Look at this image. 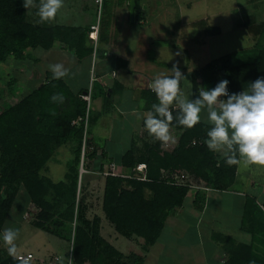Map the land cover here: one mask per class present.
I'll use <instances>...</instances> for the list:
<instances>
[{
	"label": "trees",
	"instance_id": "trees-1",
	"mask_svg": "<svg viewBox=\"0 0 264 264\" xmlns=\"http://www.w3.org/2000/svg\"><path fill=\"white\" fill-rule=\"evenodd\" d=\"M112 9L111 0H105L109 18ZM89 30L30 22L23 0H0V62L10 58L25 59L28 49L50 48L57 40L69 41L80 58L92 55V46L86 45ZM218 32V28L207 27L205 35ZM216 74L221 75V80L229 81L230 94L247 90L250 82L264 77L263 44L258 43L251 50L222 55L194 70V99L199 96V80L209 81L207 76L210 75L214 83ZM83 92L74 94L64 78L53 79V74L48 73L45 82L0 112V228L7 221L23 186L27 201L40 208L32 224L67 241L73 240V264H143L141 254L125 255L103 237L99 216L86 217L85 196L80 197L87 188L84 173L80 179L84 123L79 117L84 116L87 109L81 96ZM149 92L155 95L153 91ZM55 93L66 97L64 104L50 100ZM170 110L175 117L178 108ZM90 118L93 123L94 118ZM171 126L182 130L179 144L172 152L164 151L162 143L153 137L147 144L146 155L138 156L134 144L122 157V165L130 175L135 174L134 169L140 162H146L150 180L122 175L105 177L102 210L106 218L121 235L142 237L147 245L158 241L166 219L183 205L191 189L169 182L163 171H184L205 185L224 188L232 182L237 168V164L227 165L224 157L207 148L205 140L210 125L201 121L186 129L174 119ZM64 145L71 147L72 155L66 163L63 178L55 181L46 174L48 162ZM86 153L88 162L96 155L91 140L85 146ZM88 162L84 164L86 171ZM201 194L197 196L198 202L204 200L205 193ZM20 216L22 218L23 214ZM243 227L253 234L251 243L238 242L226 235H213L227 253L221 264H264V253L256 248L257 244H264V211L253 200L247 201ZM0 264H18V261L0 251Z\"/></svg>",
	"mask_w": 264,
	"mask_h": 264
},
{
	"label": "crops",
	"instance_id": "crops-1",
	"mask_svg": "<svg viewBox=\"0 0 264 264\" xmlns=\"http://www.w3.org/2000/svg\"><path fill=\"white\" fill-rule=\"evenodd\" d=\"M111 2L113 3L112 15L109 18L106 12L104 13L100 31L101 46L95 64L98 79L95 82L96 90L92 97L91 117L94 121L90 136L96 155L89 159L86 178L88 188L93 187L99 181L102 182V196L105 185L103 172L109 170L111 164L115 163L122 174L129 175V170L122 165V157L126 151L135 144L138 156H144L147 154V144L153 141V137L144 127V116L152 111L154 103H159L156 95L153 96L149 92L151 90L149 84L158 73H163L165 67L162 64L171 68L175 65L181 71L186 66L188 68L190 62L199 64L203 52L207 51L205 50L207 42L198 33L200 30L201 34H205L206 28L202 29L203 25L200 26L199 23L204 20L192 18L195 15L193 12H179L172 18L174 5L172 0H136L133 21L131 20L130 0H111ZM185 4L189 3L184 2L183 5ZM237 6L242 13L240 12L235 17L232 25V39L237 40V33H241L240 36L247 39L249 45L232 51V53L254 49L258 43L264 46V0H241ZM253 6L255 9H251ZM198 11L197 7L196 13ZM172 19L175 20L176 31L173 30ZM36 20L38 23V16ZM94 21V0H64V6L55 20L39 24L90 28ZM167 22L170 25H167ZM208 27L218 28L219 32L207 34V40L211 39L210 37L221 35L220 26ZM101 34H103V39H101ZM86 45L92 46L90 38ZM16 60L33 61L35 66L32 67L27 80H38L36 87L46 81L48 73H52L48 65L57 62L62 63L69 70V75L63 78L74 94L83 92L90 84L92 55L78 57L76 49L70 45L69 41L57 40L50 48L41 46L30 48L27 50L25 59ZM213 60L215 59H209L200 66L196 65L197 67L191 70V78L194 70L204 67ZM11 77L17 79V83L20 82L18 76ZM216 77L214 83L211 82L210 75L207 76L209 81L200 79V87L209 90L214 88L221 81L217 74ZM181 84L180 81V90L184 95ZM188 98L194 100L192 82ZM222 98L226 99V97ZM171 108H178V106L173 104ZM206 116V111H202L201 121L204 123H206ZM171 133L175 143L162 144V149L166 152H172L178 146L182 130L171 126ZM215 153L223 157L220 153ZM70 158L71 156L67 161ZM238 159L241 158L238 156ZM193 179L197 185L207 186L210 189L191 188L183 205L166 219L160 238L155 244L147 245L142 237L133 235L128 238L114 231L110 234L111 237L104 235V229H116L106 218L101 203L98 215L102 221L103 237L125 255L133 252L141 254L144 257L143 264H160L164 258L159 257L167 251L168 244L174 245V248L170 250L174 257L167 258L166 264H173L172 259L184 260L189 253L200 258V261L199 259L194 261L195 264L199 262L200 264H221L227 253L222 243L214 239V234L230 236L243 243L253 241L254 237L250 229L243 227L244 214L248 199L255 201V204L259 206L264 204V166L247 165L241 159V162L237 164L232 182L224 188L211 187ZM198 191L205 193L204 200L201 202L197 201V196L202 195ZM49 235L51 238L54 237L53 234ZM121 236L132 241L136 246L131 249L129 246L132 245L128 243L125 245L126 249H122ZM66 243L71 251V243L69 241ZM27 252L33 253L32 250ZM27 252L18 251V253ZM54 256H60L63 262V256L54 251L49 253L46 259L35 256L36 261L33 262L47 264Z\"/></svg>",
	"mask_w": 264,
	"mask_h": 264
},
{
	"label": "clouds",
	"instance_id": "clouds-1",
	"mask_svg": "<svg viewBox=\"0 0 264 264\" xmlns=\"http://www.w3.org/2000/svg\"><path fill=\"white\" fill-rule=\"evenodd\" d=\"M23 6L36 10L38 23H46L56 19L64 0H38V3L37 0H23ZM48 67L53 79L69 75V70L60 62L50 63ZM171 70V75L158 73L149 84L159 103H154L152 111L144 116L148 134L162 144L175 143L171 133L173 120L190 129L201 122V113L206 111L205 122L211 127L207 130L205 144L210 151L220 153L229 166L239 164L241 159L247 165L264 166V77L250 82L247 90L232 94L228 92L229 81L223 79L210 90L201 87L198 98L190 100L180 90V81L186 77L175 65ZM50 100L62 105L66 97L55 93ZM173 104L178 106L175 117L170 110ZM18 236L19 230L9 227L3 230L0 238L18 264H30L31 257L18 255ZM58 260L62 264V258Z\"/></svg>",
	"mask_w": 264,
	"mask_h": 264
},
{
	"label": "rangeland",
	"instance_id": "rangeland-1",
	"mask_svg": "<svg viewBox=\"0 0 264 264\" xmlns=\"http://www.w3.org/2000/svg\"><path fill=\"white\" fill-rule=\"evenodd\" d=\"M173 5V14L172 18L175 14H179V12L183 13H190L193 12L195 15L192 18H195V20H204L200 21V26H202V29L207 28L208 26H220L222 29V33L219 36L210 37L211 39L206 38L205 34H201L200 30H198L199 35L202 37L203 40H206L207 44L205 45L207 50L205 53L203 52L202 58L200 59L199 64H195L190 62L189 66L187 68L184 67L181 72L186 77V79L181 80V85L183 86L184 90V96L188 97L190 96V90H191V70L196 68L197 66H200V64H204L209 59H216L222 55L232 53V51H235L237 49H240L242 47H247L249 43L247 42V39L242 38L240 35L241 33H237V40L233 41L232 39V25L234 24L235 17H237V14L240 12L242 13V10L239 9V6L237 4L240 3L241 0H172ZM182 2V4H181ZM184 2H188V5H183ZM197 7L199 8L198 13ZM251 9H255V7H251ZM241 10V11H240ZM27 18L30 22L37 23V16L35 14V9H27ZM197 18V19H196ZM169 21V20H168ZM173 22V30H175V20H171ZM171 22V23H172ZM164 22H162L163 24ZM167 25H170L169 22H167ZM177 28V27H176ZM175 33V32H174ZM194 35V34H193ZM101 46V45H100ZM154 58V57H151ZM164 65L163 73H171V67H168L166 64ZM197 65V66H196ZM34 63L31 60L26 61H20L16 59H8L5 62H0V112L5 109L6 107L11 106L12 104L16 103L18 99H20L23 95H27L32 91L33 88H35L39 81L33 79L32 81L27 80V78L31 74V69L34 67ZM152 68V67H151ZM191 68V69H190ZM15 73H14V71ZM180 70V69H179ZM21 71V72H20ZM18 76L19 83L16 82L17 79L11 76ZM220 75V74H219ZM221 77V75H220ZM219 77V78H220ZM22 82V84H20ZM17 83V84H16ZM92 122L89 124V131L86 138V144H88L89 140H91L90 133L92 131ZM83 144H84V138L85 134L83 135ZM72 155L71 147L64 145L60 148H58L53 157L49 160V169L46 171V174L51 176L55 181H60L61 178H63L65 169H66V162L68 157ZM85 157V162H84ZM83 158V168H84V174L83 177L86 180L87 178V171L86 166L84 164H87L88 162V154H84V151L82 152L81 159ZM119 171V170H118ZM120 172V171H119ZM45 173V172H43ZM103 176L106 177L105 174ZM89 184V183H88ZM101 188H102V182H97L96 185L90 188H86L82 191V194L85 196V204L84 207L86 209V217L89 219H93L95 216H99V212L101 210V203H102V195H101ZM149 195V192L147 193ZM26 197V191L23 186L20 187L19 193L17 195V202L12 209L10 215L7 218V221L5 222L4 226L0 228V236H2V232L5 228H14L19 230V236L16 240L17 250L18 251H24L27 252L28 250H32L35 254L36 258L46 259L49 255V253L59 252L61 256H63V262L62 264H67L65 262L69 258L70 249L68 243H66V239H62L60 237H57L53 235L54 239L51 238L49 235L50 233L37 228L32 223L34 220L37 219L38 213L40 212V208L31 202L27 201ZM22 218L20 215H22ZM101 220V219H100ZM102 222V221H101ZM76 224V223H75ZM74 224V225H75ZM104 235H109L111 237V233L114 231V233L118 232L117 230H103ZM102 234V231H101ZM120 239L122 240L120 242V245L122 246V249H126V244L130 243L129 246L131 249H133V246L135 247V243L132 241H129L127 238L121 236ZM264 240V239H263ZM71 243V246L73 247V240L69 241ZM118 245V242H117ZM129 248V249H130ZM167 251L163 253L162 257L164 258L160 264H166V259L172 257L173 255L170 253V250L174 248V245H167ZM259 252L264 253V244H257V247ZM141 250L140 248H138ZM0 251L3 254H7V246L4 245L2 238H0ZM186 252V251H185ZM174 257V256H173ZM36 258L33 261H36ZM172 259L173 264H195L194 261L196 259L200 258L196 257L195 254H187L184 257V260ZM89 264H92L90 262H87ZM170 264V263H169ZM200 264V262H199Z\"/></svg>",
	"mask_w": 264,
	"mask_h": 264
},
{
	"label": "built area",
	"instance_id": "built-area-1",
	"mask_svg": "<svg viewBox=\"0 0 264 264\" xmlns=\"http://www.w3.org/2000/svg\"><path fill=\"white\" fill-rule=\"evenodd\" d=\"M95 4V21L94 23L91 24L90 30H89V38L92 43V73L90 77V84L87 87V89L81 94L83 100L86 101L87 103V109L86 113L84 116L79 117V121H82L84 123V144H83V151L85 149L86 144V138L87 134L89 131V124H90V117H91V109H92V97L93 93L95 92V82L98 79L96 73H95V64L97 62V59L99 57V50H100V31L103 23V18H104V13H105V0H94ZM230 94V91H228ZM81 165L83 168V158L81 160ZM147 164L145 162L139 163L135 169L134 175H125L122 174L121 172L118 171V167L115 165V163H112L110 166L109 170H106L103 172L105 175H122V176H128V177H134L139 180H150L147 175ZM83 168V172H84ZM164 173V178H166L169 182L178 184V185H187L190 188L197 187L198 189H204V190H209L210 187L207 186H199L195 183L193 177H191L188 173L186 172H168V171H163ZM83 174V173H82ZM262 210L264 211V204L260 205ZM73 247L70 251L69 258L67 260V264H73ZM20 256H24L25 258L31 257V261L35 259V255L32 252H27V253H18ZM58 257L61 258L60 256H54L52 259H50L47 264H61V260H58Z\"/></svg>",
	"mask_w": 264,
	"mask_h": 264
},
{
	"label": "water",
	"instance_id": "water-1",
	"mask_svg": "<svg viewBox=\"0 0 264 264\" xmlns=\"http://www.w3.org/2000/svg\"><path fill=\"white\" fill-rule=\"evenodd\" d=\"M135 7H136V0H130V8H131V20H134L135 15ZM82 164V163H81ZM83 173L82 165L80 166V179Z\"/></svg>",
	"mask_w": 264,
	"mask_h": 264
}]
</instances>
